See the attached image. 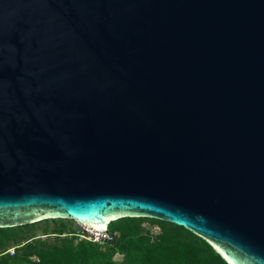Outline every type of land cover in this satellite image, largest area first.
<instances>
[{
  "label": "water",
  "instance_id": "obj_1",
  "mask_svg": "<svg viewBox=\"0 0 264 264\" xmlns=\"http://www.w3.org/2000/svg\"><path fill=\"white\" fill-rule=\"evenodd\" d=\"M124 218L264 264V0H0V228Z\"/></svg>",
  "mask_w": 264,
  "mask_h": 264
},
{
  "label": "trees",
  "instance_id": "obj_2",
  "mask_svg": "<svg viewBox=\"0 0 264 264\" xmlns=\"http://www.w3.org/2000/svg\"><path fill=\"white\" fill-rule=\"evenodd\" d=\"M75 224L57 219L0 228V264H228L205 240L169 222L120 219L109 225L113 239L102 244L78 236ZM40 227L41 234H30ZM12 247L13 255L7 252ZM116 253L122 255L120 262L113 261Z\"/></svg>",
  "mask_w": 264,
  "mask_h": 264
},
{
  "label": "built area",
  "instance_id": "obj_3",
  "mask_svg": "<svg viewBox=\"0 0 264 264\" xmlns=\"http://www.w3.org/2000/svg\"><path fill=\"white\" fill-rule=\"evenodd\" d=\"M81 227L83 228V230H85L82 234H77L81 238H84V239H87V240H90L92 242H96L99 244H102L106 241H111L113 239V236L111 235L109 230L106 232H98L88 227H83V226ZM8 252L13 255L15 250H9Z\"/></svg>",
  "mask_w": 264,
  "mask_h": 264
},
{
  "label": "rangeland",
  "instance_id": "obj_4",
  "mask_svg": "<svg viewBox=\"0 0 264 264\" xmlns=\"http://www.w3.org/2000/svg\"><path fill=\"white\" fill-rule=\"evenodd\" d=\"M52 228H54L53 225H51V226L49 227L50 231L53 230ZM43 229H44V228L40 227L39 229H36L35 231H33V233H30V234H34V233L41 234L42 231H43ZM73 229H74V232H75L76 234H82V233L85 231V230H83V228H82L80 225H78L77 223L74 225ZM153 231H154V232L159 231V228L156 227V228L153 229ZM64 237H65V236H64ZM67 240H68V239L65 238V241H67ZM9 250H15V248L12 247V248H10ZM9 250H8V251H9ZM8 251H7V252H8ZM104 252H106L107 254H112L111 251H109L108 249H104ZM112 256H113V257H112V258H113V261H115V262H120L121 259H122V255H120V253H116V254H114V255H112Z\"/></svg>",
  "mask_w": 264,
  "mask_h": 264
}]
</instances>
